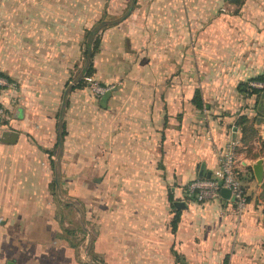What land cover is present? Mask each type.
Returning <instances> with one entry per match:
<instances>
[{
  "label": "crops",
  "instance_id": "crops-1",
  "mask_svg": "<svg viewBox=\"0 0 264 264\" xmlns=\"http://www.w3.org/2000/svg\"><path fill=\"white\" fill-rule=\"evenodd\" d=\"M126 1L0 0V74L14 84L0 98V264H246L264 237L251 200L238 213L229 198L198 202L185 190L234 141L239 172L254 174L247 192L264 151L248 153L234 113L185 68L182 1ZM94 28L85 79L114 84L105 99L69 89ZM61 189L84 204L75 226L51 209Z\"/></svg>",
  "mask_w": 264,
  "mask_h": 264
},
{
  "label": "rangeland",
  "instance_id": "rangeland-1",
  "mask_svg": "<svg viewBox=\"0 0 264 264\" xmlns=\"http://www.w3.org/2000/svg\"><path fill=\"white\" fill-rule=\"evenodd\" d=\"M181 1L185 68L197 70L200 74L198 81L213 87L207 92V100L217 102L226 114L234 113L236 123L246 128L250 140L248 153L253 149L257 151V148L262 153L264 135L260 133L264 131V88L259 93H251L254 81L250 78L264 73V0ZM130 3V0L126 1L127 9ZM89 39L92 41L93 37ZM86 82L85 88L93 96L92 82L105 87L114 85L101 84L97 80ZM253 139H258V145L252 142ZM58 192L57 202L51 205V209L62 220L69 218L73 226L79 224L81 215L84 216V204L79 200L64 199L62 189ZM261 192L260 181L253 182L247 191L251 204L258 210V226L263 230L264 200ZM65 202H72L71 207H66ZM80 239L76 234L74 240L79 243ZM249 246L246 264H264V237H257Z\"/></svg>",
  "mask_w": 264,
  "mask_h": 264
},
{
  "label": "built area",
  "instance_id": "built-area-1",
  "mask_svg": "<svg viewBox=\"0 0 264 264\" xmlns=\"http://www.w3.org/2000/svg\"><path fill=\"white\" fill-rule=\"evenodd\" d=\"M92 82V80H90ZM252 87L264 88V82L254 81ZM14 84L4 75L0 74V98L5 91H12ZM111 87L101 86L98 83H91V90L95 96H102ZM13 95V93H12ZM6 109L0 103V120L5 118ZM235 142L231 141L224 149L218 153V167L210 177H199L191 180L185 187L188 195L198 202H209L222 198L221 189L229 190V200H231L238 213L245 210L248 200L247 192L239 179V170L236 164Z\"/></svg>",
  "mask_w": 264,
  "mask_h": 264
},
{
  "label": "trees",
  "instance_id": "trees-1",
  "mask_svg": "<svg viewBox=\"0 0 264 264\" xmlns=\"http://www.w3.org/2000/svg\"><path fill=\"white\" fill-rule=\"evenodd\" d=\"M87 35H89L90 37H93V40L86 44V47H85L84 52H83V55L87 59V63H86V66L83 67V75L80 76L75 81L74 84L70 85V87H69L70 90H73V89H76V88H84V87H86V83L87 82H86L85 76L89 77L94 72L93 56H94L95 52L98 49L100 37L97 34V30L95 28L90 30V31H88ZM250 79L253 80V81H262V82H264V73L258 74L256 76H253ZM67 85H68V82H67ZM262 89L263 88L251 87V93H254V94L259 93ZM191 102L194 104V106L197 109H199V110L205 109L204 108V102H203L202 94H201V91L198 88L194 91V94L192 96ZM242 131H243V140H246V138L248 139V137L246 135V132H247L246 128L242 127ZM64 133H65L64 132V123H62L61 129H59V131H58L59 139H62V137L64 136ZM238 177H239V179L241 181L244 180V179H246L247 181L253 180L254 179V174H253V171H252L251 167H247L245 169V174H242L241 172H239ZM260 185H261V188H262L261 197L264 200V173H263L262 179L260 181ZM247 200L250 201V196H247ZM262 212L264 214V208H263ZM179 214H180V211L176 210L174 218L172 219V222H171L172 230H175V228H176V224H177V222L179 220ZM173 253H174L175 259L178 261L180 256L176 252H173ZM227 258H228V256H226L224 264H227L226 263L227 262Z\"/></svg>",
  "mask_w": 264,
  "mask_h": 264
},
{
  "label": "water",
  "instance_id": "water-1",
  "mask_svg": "<svg viewBox=\"0 0 264 264\" xmlns=\"http://www.w3.org/2000/svg\"><path fill=\"white\" fill-rule=\"evenodd\" d=\"M110 95V91L108 90L107 92H105L104 96H103V99H105L106 97H108ZM103 106L105 105L104 104V100H101L100 102ZM254 169V173H255V176L257 178L258 181H261L262 179V170H261V161L258 160L257 163L254 165L253 167ZM221 196L224 197V198H229V190L228 189H225V188H222L221 191Z\"/></svg>",
  "mask_w": 264,
  "mask_h": 264
}]
</instances>
